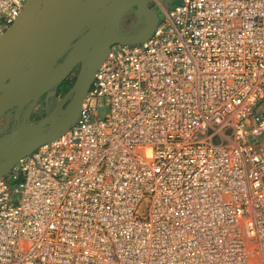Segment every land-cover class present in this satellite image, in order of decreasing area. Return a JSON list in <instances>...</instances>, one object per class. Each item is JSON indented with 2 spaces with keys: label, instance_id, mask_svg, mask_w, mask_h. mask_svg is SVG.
<instances>
[{
  "label": "built area",
  "instance_id": "1",
  "mask_svg": "<svg viewBox=\"0 0 264 264\" xmlns=\"http://www.w3.org/2000/svg\"><path fill=\"white\" fill-rule=\"evenodd\" d=\"M11 171L0 264H264V0H179Z\"/></svg>",
  "mask_w": 264,
  "mask_h": 264
},
{
  "label": "water",
  "instance_id": "2",
  "mask_svg": "<svg viewBox=\"0 0 264 264\" xmlns=\"http://www.w3.org/2000/svg\"><path fill=\"white\" fill-rule=\"evenodd\" d=\"M150 0H28L20 19L0 38V117L27 106V115L45 94L65 80L88 50L91 55L65 96L71 97L59 117L35 124L18 118L16 127L0 136V178L35 146L53 141L76 122L82 101L107 51L115 45L135 44L143 36L119 38L117 27L130 9L145 13ZM153 15V16H152ZM155 15V16H154ZM153 21L156 14H151ZM87 29L81 38H76Z\"/></svg>",
  "mask_w": 264,
  "mask_h": 264
},
{
  "label": "rangeland",
  "instance_id": "3",
  "mask_svg": "<svg viewBox=\"0 0 264 264\" xmlns=\"http://www.w3.org/2000/svg\"><path fill=\"white\" fill-rule=\"evenodd\" d=\"M85 1L86 0H76V4L80 6ZM178 1L179 0H150L149 8L145 13H138L134 8L130 9L118 24L116 31L117 37L126 38L145 35L152 22L158 24L164 16L165 11L173 7ZM151 14H156L157 19L153 21V17L150 16ZM82 60L83 57L80 58L79 63H82ZM15 112V110L10 111L9 113H4V115L0 117V136L11 132L15 128V125L7 124L6 120V118H11ZM37 147L38 146H35L32 151L36 150ZM5 178L13 179L15 178V173L11 171Z\"/></svg>",
  "mask_w": 264,
  "mask_h": 264
},
{
  "label": "flooded vegetation",
  "instance_id": "4",
  "mask_svg": "<svg viewBox=\"0 0 264 264\" xmlns=\"http://www.w3.org/2000/svg\"><path fill=\"white\" fill-rule=\"evenodd\" d=\"M87 31H88L87 29H84V31L76 38V40L84 36L87 33ZM90 55H91L90 50L85 52L82 56L83 57V60L81 61L82 63H78L77 66L74 68V70L71 72V74L65 80H63L60 84H58L56 87L51 89L50 96H47V94L43 95L35 104V107L33 108V110L29 115H27V106L24 109H20L16 107L10 110V111L15 110L16 112L11 118H6L7 124L9 123L13 126L15 125L16 127L18 118L21 121L24 118H27L30 124H35L46 117H52V118L59 117L60 109L61 108L65 109L67 104L71 101V97H69V99H67V101L64 103V98L70 92V90H72L81 68L86 65ZM10 111L6 113H9Z\"/></svg>",
  "mask_w": 264,
  "mask_h": 264
}]
</instances>
